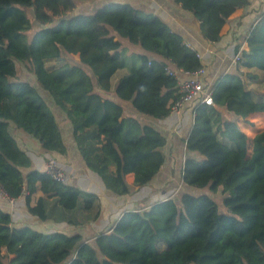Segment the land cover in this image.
Returning a JSON list of instances; mask_svg holds the SVG:
<instances>
[{"label": "trees", "instance_id": "16d2710c", "mask_svg": "<svg viewBox=\"0 0 264 264\" xmlns=\"http://www.w3.org/2000/svg\"><path fill=\"white\" fill-rule=\"evenodd\" d=\"M84 0H0V188L9 197L25 193L29 213L45 220L46 198L56 197L63 219L78 224L76 210L94 219L93 196L44 171L30 169L12 126L35 137L43 150L65 151L46 91L73 129L85 164L115 194L129 193L127 173L141 186L163 166L165 136L154 126L126 115L120 101L155 118L166 116L180 95L167 67H203L197 52L158 15L131 3L110 1L89 11H74ZM200 22L203 38L220 43L222 25L248 0H172ZM30 7L39 28L31 30ZM247 48L232 69L212 82L211 104L198 98L185 140L183 188L145 206L128 209L105 230L88 237L13 226L0 208V264H264V129L248 150L247 135L227 112L246 116L264 111V92L248 87L264 71V10L247 30ZM125 43L141 48V65L118 77ZM78 58L65 60V56ZM63 59L54 67L46 61ZM21 63L32 79H19ZM231 66V65H230ZM35 76V80L33 78ZM114 166L110 170L109 166ZM41 192L34 203L32 196ZM230 212L221 211L215 196ZM44 195V196H43ZM61 218V219H62Z\"/></svg>", "mask_w": 264, "mask_h": 264}, {"label": "crops", "instance_id": "0c3cea01", "mask_svg": "<svg viewBox=\"0 0 264 264\" xmlns=\"http://www.w3.org/2000/svg\"><path fill=\"white\" fill-rule=\"evenodd\" d=\"M110 1L128 2L138 9L152 12L163 19L172 31L178 32L183 37L184 43L198 53L204 68L202 81L207 89L210 88L219 73L227 68L232 69L235 46L239 44L242 48H247L244 42L245 34L258 13L264 10V0H248L249 4L246 8L237 7L221 27L220 33L223 39L220 43H211L203 38L199 27L200 22L190 11L182 8L180 4H176L172 0H84L74 8V11L93 10L98 5ZM135 47L137 52L142 51L141 48ZM74 56L78 58L77 54ZM242 70L251 71L256 75L254 78L246 79L248 87L257 92H264V87H257L259 82L261 83V75L264 71L256 68H242ZM115 73L111 76L112 88L110 94L112 95L113 86L118 77L121 76L114 77ZM185 76L181 74V77L184 78ZM40 91L56 117L65 151L60 153L54 150H43L35 137L16 129L14 126L11 128V132L18 146L29 156L30 169L44 171L45 160L54 157L68 174L65 183L81 191L80 201L86 194L93 196L94 211L97 209L98 215L94 219H86L89 211L79 208L76 210L75 216L80 222L78 224L70 223L62 218L64 213L70 212L61 209L57 198L43 195L46 198V208L49 216L45 220H41L36 215L28 212L25 193L15 197L12 202L0 193V208L10 213L13 226L29 225L42 232L58 230L67 234L80 233L82 236L88 237L108 229L121 212L125 210L145 206L170 194L178 197L183 188L194 190L182 183V164L187 154L185 140L192 124L197 99L184 102L179 112L170 111L161 118L142 114L134 109L128 101H120L126 115L137 117L140 121L154 126L165 136L166 143L163 146L165 161L171 163L173 169L172 180H160V186L148 183L138 186L134 182L133 173H127L125 179L131 187L130 192L115 194L105 186L102 178L85 164L74 142L73 129L65 113L61 108L54 105L46 91L42 89ZM220 110L223 114L228 113L232 119L237 120L238 128L247 135L250 153L252 137L264 129V111H255L242 117L232 111L227 112L223 107ZM109 169L114 170V166H109ZM40 195H42L41 192H36L32 196L31 202L34 203Z\"/></svg>", "mask_w": 264, "mask_h": 264}, {"label": "built area", "instance_id": "2783aa9c", "mask_svg": "<svg viewBox=\"0 0 264 264\" xmlns=\"http://www.w3.org/2000/svg\"><path fill=\"white\" fill-rule=\"evenodd\" d=\"M188 46V45H187ZM198 55V53H197ZM239 59V55L233 57V62L236 63ZM166 71L169 75L176 78L178 86L181 92L180 97L175 100L171 105V112H179L180 107L186 101L195 100L201 98V102L205 104L212 103V97L209 89L205 88L202 76L204 73V68H197L195 70H184L181 68H172L166 66ZM181 74L186 75L184 78ZM44 172L47 173L56 182L65 183L68 177L66 170L59 164V162L54 157H49L45 160ZM0 193H2L6 198L12 202L13 197H9L0 188Z\"/></svg>", "mask_w": 264, "mask_h": 264}, {"label": "rangeland", "instance_id": "374dc122", "mask_svg": "<svg viewBox=\"0 0 264 264\" xmlns=\"http://www.w3.org/2000/svg\"><path fill=\"white\" fill-rule=\"evenodd\" d=\"M28 17L31 20V30L33 29H37L40 27V25L36 22V19L33 15V10L30 7H26L25 8ZM136 45H132L130 43H127L121 50L120 53V58H121V63L122 65L120 66V68H118L117 72L115 73L114 77L125 74V73H129L132 70H134L135 68L139 67L141 65V59L138 57V52L136 51ZM65 60H72L74 58H77V56H65L64 57ZM61 62H64L63 59H50L46 61V66L49 67H54L57 66L59 64H61ZM18 66V71H17V76L19 79H29V80H33L32 79V74L29 73L28 69L25 68L21 63H17ZM260 76V73L258 74ZM33 78L35 80V76L33 75ZM257 87L259 88H263L264 87V73L261 75V83L259 82V84L257 85ZM212 194V193H211ZM213 196H215V199L217 200L219 207L221 209V211L224 212H230L228 208H226L222 203H221V197L220 194H212Z\"/></svg>", "mask_w": 264, "mask_h": 264}, {"label": "water", "instance_id": "95a60500", "mask_svg": "<svg viewBox=\"0 0 264 264\" xmlns=\"http://www.w3.org/2000/svg\"><path fill=\"white\" fill-rule=\"evenodd\" d=\"M172 169H173V165L165 161L163 166L148 181V184L160 186L159 184L160 180L171 181Z\"/></svg>", "mask_w": 264, "mask_h": 264}]
</instances>
